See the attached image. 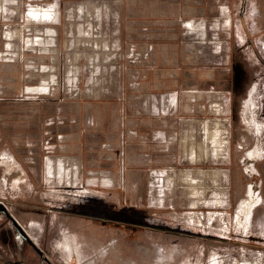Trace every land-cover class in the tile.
Returning a JSON list of instances; mask_svg holds the SVG:
<instances>
[{"label": "rangeland", "instance_id": "rangeland-1", "mask_svg": "<svg viewBox=\"0 0 264 264\" xmlns=\"http://www.w3.org/2000/svg\"><path fill=\"white\" fill-rule=\"evenodd\" d=\"M56 2L0 0V264H264L262 43L233 111L191 134L205 171L169 172L149 194L168 193V207L143 193L62 192L59 163L76 160L59 158V109L94 99L66 94ZM42 7L52 21L29 15ZM250 186L262 201L248 216Z\"/></svg>", "mask_w": 264, "mask_h": 264}, {"label": "crops", "instance_id": "crops-1", "mask_svg": "<svg viewBox=\"0 0 264 264\" xmlns=\"http://www.w3.org/2000/svg\"><path fill=\"white\" fill-rule=\"evenodd\" d=\"M56 7L66 94L94 99L59 109V158L79 163L69 171L59 163V191L143 193L152 207H168V193L149 194L169 172L197 164L205 171L208 156L192 147L191 134L207 128L209 114L233 111L241 66L254 65L264 46V0H57Z\"/></svg>", "mask_w": 264, "mask_h": 264}, {"label": "bare ground", "instance_id": "bare-ground-1", "mask_svg": "<svg viewBox=\"0 0 264 264\" xmlns=\"http://www.w3.org/2000/svg\"><path fill=\"white\" fill-rule=\"evenodd\" d=\"M2 7V6H1ZM56 14V13H55ZM29 15L32 16V17H36V18H39L40 20H47V21H52L54 19V14H53V10L51 8H37V9H31L29 11ZM49 85V84H48ZM45 92L48 91V89H43ZM40 92V91H39ZM255 96V95H254ZM251 107V105L249 106ZM251 109V108H249ZM253 109V108H252ZM216 146V145H215ZM217 147V146H216ZM220 148V147H219ZM218 148V150H219ZM260 148V147H259ZM217 150V149H216ZM215 150V152H216ZM218 155V154H217ZM51 162V161H50ZM77 162H75L73 164V166L76 165ZM61 164V162H60ZM66 166V165H65ZM74 168V167H72ZM251 190H250V197L252 199V202L249 204V203H243V205H241V209H240V212H245L248 214V216L251 214L252 212V209H254L257 204L262 201V198L260 197V195L258 194V191L253 188L252 186H250ZM249 193V192H248ZM249 201V200H248ZM239 220V218H238ZM240 223V222H239Z\"/></svg>", "mask_w": 264, "mask_h": 264}, {"label": "flooded vegetation", "instance_id": "flooded-vegetation-1", "mask_svg": "<svg viewBox=\"0 0 264 264\" xmlns=\"http://www.w3.org/2000/svg\"><path fill=\"white\" fill-rule=\"evenodd\" d=\"M108 225V224H107Z\"/></svg>", "mask_w": 264, "mask_h": 264}]
</instances>
